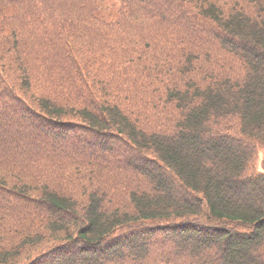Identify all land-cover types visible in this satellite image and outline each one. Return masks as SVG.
I'll use <instances>...</instances> for the list:
<instances>
[{
    "label": "trees",
    "instance_id": "16d2710c",
    "mask_svg": "<svg viewBox=\"0 0 264 264\" xmlns=\"http://www.w3.org/2000/svg\"><path fill=\"white\" fill-rule=\"evenodd\" d=\"M259 148L264 0H0V264H264Z\"/></svg>",
    "mask_w": 264,
    "mask_h": 264
},
{
    "label": "rangeland",
    "instance_id": "374dc122",
    "mask_svg": "<svg viewBox=\"0 0 264 264\" xmlns=\"http://www.w3.org/2000/svg\"><path fill=\"white\" fill-rule=\"evenodd\" d=\"M230 133L233 135L239 136V133L236 130V124L235 123H232V128L230 130ZM263 160H264V149L259 148L257 150L256 157H255L254 163L252 165V168L255 170L261 169Z\"/></svg>",
    "mask_w": 264,
    "mask_h": 264
}]
</instances>
